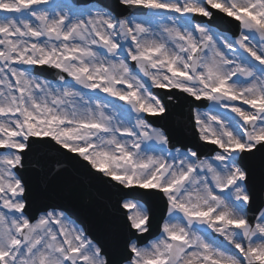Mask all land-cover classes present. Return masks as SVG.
<instances>
[{"label":"snow or ice","instance_id":"obj_1","mask_svg":"<svg viewBox=\"0 0 264 264\" xmlns=\"http://www.w3.org/2000/svg\"><path fill=\"white\" fill-rule=\"evenodd\" d=\"M68 161L108 189L103 240L34 208L25 173L47 196ZM0 264H264V0H0Z\"/></svg>","mask_w":264,"mask_h":264},{"label":"water","instance_id":"obj_2","mask_svg":"<svg viewBox=\"0 0 264 264\" xmlns=\"http://www.w3.org/2000/svg\"><path fill=\"white\" fill-rule=\"evenodd\" d=\"M48 191L53 192L54 194L62 197V199L66 202H71L75 204L76 207L89 206L91 213L97 214V210H95L92 206V202L95 196L93 188L85 183L78 182L75 184L72 181L67 186H65L59 183L58 181H56L55 179H53L49 183ZM160 218H161L160 215H157L156 217L153 216L155 223H159ZM115 227L116 225L115 223H113V229ZM108 232H106L105 235L100 239L103 240L108 234Z\"/></svg>","mask_w":264,"mask_h":264}]
</instances>
